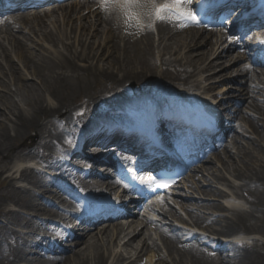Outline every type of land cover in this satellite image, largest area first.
I'll return each mask as SVG.
<instances>
[{
	"label": "bare ground",
	"instance_id": "bare-ground-1",
	"mask_svg": "<svg viewBox=\"0 0 264 264\" xmlns=\"http://www.w3.org/2000/svg\"><path fill=\"white\" fill-rule=\"evenodd\" d=\"M98 7V6H97ZM99 8V7H98ZM87 10L86 12H90L95 17H98L97 20L94 22L95 29L99 30V34L104 36L103 49L105 52H114L115 50L119 51L120 48L114 41H120V37L117 35L115 31H112L110 26L111 23H114V19L107 16V14L100 8V9H93V6H86L84 3H80L79 5L72 6L70 8H64L63 13L65 19L63 22L69 21L68 24L72 20V17L76 14L82 13V11ZM97 10V11H96ZM36 13V12H35ZM144 20V16H143ZM146 22H149V17L145 16ZM33 21H12L9 23L10 32H5L7 35V39L9 41V45L12 49H6V45L4 46V39L0 37L2 40L0 41V71L5 68L4 64L2 63V55L10 61L9 67L11 71L17 74V81H22L21 73L18 72L17 68L14 66V58L12 57V53L21 59L23 62V66L27 74L35 76L37 79L41 80V84L36 86L35 84H27L26 88L17 86L19 92L11 93V94H4L0 92V118L7 119V123L4 120L0 119V181L2 183H8V185L12 184V181L16 180L17 177L14 176L15 173H19V180H28L35 185L38 184L39 176H37L34 171L28 175L27 171L21 170L18 168L13 175L8 174L5 178L1 176L10 167V164L13 163V159L18 157L19 154V146L17 145L19 141L23 138L29 136L31 131L37 132L36 136L38 138H43L45 133H48L47 138H51V145L50 144H41L39 143L36 147V150L32 151L29 150V153L26 154V158L38 157L40 152H44V150L49 151L51 148L57 147L59 144L62 131L58 128L56 131L53 132L49 129V127H54V125L59 126L55 122V120L48 121L46 123L42 122L44 116H55L57 117L59 113L58 111L65 110L67 107H74L75 98L73 95L78 91V89H89L91 92V88L97 90H103L101 94L98 93L94 94L95 98L91 103V107L94 105H98L97 109H94L93 112L96 110L97 112L104 108L111 100V103L114 102V97H119L120 99L126 97L129 99L130 92L126 93L124 88L126 86L133 89L136 93L134 95H139L141 91L144 95L145 91L143 86H147L150 83L151 89L150 91L156 92L155 86L153 82L158 80V87L160 86H169L170 84H175L177 81H182L185 84L189 83L191 80L186 78L188 73L190 72V67L193 69H202L201 73L204 71H208L213 65H215L218 61L217 58L223 57L226 53L221 51V53L216 54V59L212 60L209 59L215 52V48H213V40L208 39H201V36L198 35L199 33L196 31H187L185 32L186 35L183 33L175 34L173 31L172 26L170 25H161L160 29V38L159 41L154 44L150 40V35L146 33L145 35L141 34L142 38L138 37V32L140 30L139 27L135 26L134 23L131 25L125 26L127 40L132 38V33L136 34L133 37V42L128 43L126 42L123 47L120 48V53L114 54L113 59L115 58V62H108L104 67L102 65L96 66L93 65H80L77 63L78 60L84 61L85 59H90L91 61L95 60V53L93 50V44L85 42L82 36L75 40V46L71 44H67L63 38L66 37L67 34L61 35L63 33L62 29H59L58 32L60 36H55L50 28H46L44 25V20L38 19L35 21L37 24L41 25L40 28L33 29L30 27V23ZM29 24L30 26L25 31L26 34H21L19 32H24L23 24ZM34 23V24H35ZM104 24V26L102 25ZM65 24V23H64ZM92 24V23H91ZM98 25V26H96ZM89 26L83 25L81 28V33L84 34V38L87 35L86 28ZM69 28L72 26L68 25ZM31 28V29H30ZM121 31V30H120ZM53 34V35H52ZM6 36V35H5ZM4 36V37H5ZM61 36H63L61 38ZM35 37V38H33ZM67 38V37H66ZM117 38V39H116ZM44 42L49 47H44V49L49 52L47 54H43L42 51H35L36 47L40 48L43 47L40 41ZM34 40H37L36 42ZM7 41V42H8ZM32 42L34 44H32ZM202 42V43H201ZM35 45L36 47H34ZM117 45V47H116ZM56 47V48H54ZM78 50L73 51L71 48ZM80 47V49L78 48ZM202 47H205L204 49ZM177 49H186L181 56L184 58L186 63V68L184 70L178 72L179 67L177 64H180L182 61L179 59V62L175 65V72H172L169 67L162 69L161 71L157 72V65L170 64L174 61L173 57H176V53L178 52ZM155 50H157V55L159 53V58L154 54ZM193 50V51H190ZM213 52V53H212ZM168 54L170 58L165 59L164 55ZM175 55V56H174ZM156 57L155 59L153 57ZM209 59V60H208ZM177 59H175L176 61ZM114 61V60H113ZM164 62V63H162ZM158 63V64H157ZM162 63V64H161ZM156 64V65H155ZM183 66V64H180ZM109 67V68H107ZM81 72H86L85 77L80 76ZM157 76V80H156ZM102 78V79H101ZM210 78H207V80ZM21 85V83L18 82ZM45 93L48 94V98H45ZM15 94V95H13ZM157 94V92L155 93ZM97 95V96H96ZM91 98V97H90ZM67 99L70 100L67 101ZM47 100H50L47 104H44ZM53 101L52 103H50ZM125 103V102H124ZM126 102L125 104H127ZM120 104V103H119ZM23 106L25 108H23ZM4 110H2L3 108ZM59 108V109H58ZM93 112L87 113L85 117L80 119L82 121L85 118H88ZM100 115H103L105 111H100ZM109 113V112H108ZM117 113V112H116ZM112 114V113H109ZM42 122V123H41ZM44 123V124H43ZM56 126V128H57ZM37 150L39 152H37ZM37 152V153H36ZM17 158V159H18ZM19 165V164H17ZM10 169V168H9ZM21 170V171H19ZM9 171V170H8ZM246 182L244 183V187L246 188V193L244 194L245 197L248 199L249 203L251 204L250 212H243L238 211L236 215H233L231 218H225L220 220L222 224V228L219 232L224 234H233L240 232V230H248L250 227L246 225L248 221H255L254 226L252 229L260 230L264 232V171L253 170V172L249 175L245 176ZM28 182V181H25ZM29 184L32 187L35 186L33 184ZM254 185L251 187V184ZM15 185V184H14ZM43 186V185H40ZM44 194L49 193L45 187ZM26 190L22 187H14V188H5L0 190V218H6L7 216L13 217L15 220L20 219L19 214H15V211L5 210L6 202H10L12 204H27L25 201L26 197ZM55 199L56 196H55ZM49 206L44 207L40 210H36L39 214L46 215V216H60L58 212H56L52 205H47L43 202L42 206ZM4 206V207H3ZM20 206V205H19ZM23 206V205H22ZM51 206V207H50ZM219 209L218 207H216ZM35 205L34 203H29V210L34 211ZM257 214V215H255ZM22 220H26L28 218L24 217L21 218ZM31 224L33 225L35 222L33 218L30 220ZM41 222L40 227L44 225L45 230L47 231V238L39 239L38 241H26L23 242L17 248H9V255L0 259V264H15L16 262L25 261L26 264H56L58 258L51 259L48 261L47 259L41 258L43 257V253L46 251L41 249L42 245H51L53 238L51 235H54V227L48 222ZM136 223H138L136 221ZM46 224V225H45ZM144 222L140 223L138 226L135 225L133 221L131 223V231L130 233H135V237L142 234L144 231L143 229L137 230L139 226H142ZM146 227V225H145ZM6 227H4L5 229ZM51 234V235H50ZM131 239L127 246H131L132 250H137L138 253L144 250V244L140 247L138 243L132 244L134 239ZM0 250L4 245L7 247H12L13 245H8V241L14 242L11 238L4 236L1 238L0 235ZM88 238L83 237L80 238L78 242L82 244L87 243ZM20 240H17L16 243H20ZM79 245V246H80ZM22 247V248H21ZM24 247L30 248L31 250H27ZM91 245L87 244L84 250H77L76 247L75 253L73 255L77 258L76 261L70 262L67 261L65 264H122L126 257L121 256V254L115 257L110 258L109 254L105 252V248L95 247L93 248L92 252L89 253L88 256V248ZM140 247V248H139ZM220 250H222V245L218 246ZM261 247V249H260ZM126 248V246H125ZM139 248V249H138ZM173 248L172 246L169 249ZM241 248L240 251L234 253L233 257L242 258L246 260L247 264H264V243H262L259 247L258 246H251ZM32 249L37 251V257L29 258L28 255H31ZM77 250V251H76ZM87 251V253H85ZM130 251L127 250L126 253ZM241 252H245L244 254H240ZM2 254V251H0ZM132 256V255H131ZM129 256V257H131ZM139 254H137L132 261H125V264H139ZM231 257V255L227 254V257ZM12 257V259H10ZM140 257V256H139ZM1 258V257H0ZM110 258V260L108 259ZM128 258V257H127ZM70 262V263H69ZM224 258H222V264L224 263ZM245 262V263H246ZM176 264H187L186 260L183 259V256L179 258ZM190 264H207L202 261L196 260L192 261Z\"/></svg>",
	"mask_w": 264,
	"mask_h": 264
},
{
	"label": "rangeland",
	"instance_id": "rangeland-1",
	"mask_svg": "<svg viewBox=\"0 0 264 264\" xmlns=\"http://www.w3.org/2000/svg\"><path fill=\"white\" fill-rule=\"evenodd\" d=\"M81 16V15H79ZM78 15L74 16V18L72 19V22L70 24V26H73L72 28H69L67 26H64V28L62 29L63 33H61V35H63L64 33L69 35V39H71V41H75V38L79 37L81 35V32L77 29H80L81 26L83 24L87 25V21H90V16L89 14H86V17L81 16L79 17ZM63 15L62 14H58L55 17H53V19H51L50 21H53L56 25V29L53 31V34L55 36H60L58 29L63 27ZM78 26V28H77ZM53 29V28H52ZM93 30V29H92ZM90 29V27L88 28V33H90V31H92ZM94 31V30H93ZM91 33H95V32H91ZM52 34V35H53ZM80 34V35H79ZM93 35V34H92ZM86 36V40L90 43L93 44V50H94V57L95 60L91 61L90 59H85L84 61L82 60H78L77 63L80 65H93L94 64L96 66L98 65H102V67H104V65H106L108 62H115V58L113 59V56L115 54L119 55V52H117V50H115L114 52L110 53V52H105V49L102 48V44L101 41L103 40V38L101 37V35L98 33V35H94V36ZM84 36V35H83ZM103 43V42H102ZM34 44V43H32ZM34 47H36L35 45H33ZM77 48V46H75ZM80 49V47H78ZM38 49V51H42L43 54H47L48 52L44 49V47H36V49H34L35 51ZM73 51H76L77 53L79 52L78 50L71 48ZM114 60V61H113ZM5 63H7L6 59H4ZM14 66L17 68L18 72L21 73L22 76V81H17V74L13 71H11V68L7 69L4 68L0 71V92L4 93V94H11L13 92L17 93L19 92L17 86H21V87H25L27 84H35L36 86H38L39 84H41V80L37 79L35 76L33 75H29V77H27V74L25 72V68L23 66V62L21 61V59H19L18 57H14ZM23 66V67H22ZM109 68V67H107ZM222 68V67H221ZM218 68V69H221ZM220 72V71H219ZM85 73L86 72H81L82 77H85ZM102 79V78H101ZM21 83L20 84H18ZM262 82L264 83V80H262ZM263 83L261 84V87H263ZM95 88V87H93ZM91 88V92L89 91V89H78V91L73 95V97L75 98L74 101V107H67L65 110H61L58 111L57 113H59V117H55L52 115L49 116H44L42 119V122L46 123L48 121L51 120H55V121H59L61 122V120H65V119H69L70 117H73L76 113H72L73 111L78 112L76 115V118L73 120V122L77 121L80 117L79 113L84 114V110H86L87 108L90 109V107L92 106L91 103L93 101V99L95 98V96H93L96 92L99 94H101V92H103V90H97V89H93ZM130 87H127L126 89H128ZM96 93V94H97ZM15 95V94H13ZM47 96H49L48 94L45 93V98H48ZM97 96V95H96ZM91 97V98H90ZM114 104H117L118 101L120 100L119 97H114ZM50 100H47L46 102H44V104H47ZM67 101L70 102L69 99H67ZM53 101H51L50 103H52ZM111 103V100L110 102ZM108 103V104H109ZM91 105V106H90ZM98 105H94V107L92 108H97ZM247 106H243V113L245 115H249L251 114L253 111L246 108ZM3 108V107H2ZM23 108H25L23 106ZM5 108H3L2 110H4ZM59 109V108H58ZM66 113V114H65ZM61 115V116H60ZM246 120H250L249 116L246 117ZM1 120L3 118H0ZM5 123L9 122L7 121V119H3ZM257 121H260L261 123H263V120H260L258 118H256ZM41 122V123H42ZM253 127V129L256 130L257 134H251V139L249 137L243 136V138H241L239 135V137H237L238 142L235 145V140H231L229 143L230 148L232 151H230V158L226 157L224 155L225 160L221 162V160H219L217 162V164L210 168V174H208V180L210 181V183H212V186H209L207 183L208 182H201L199 183V186H204L203 188H208L212 190H217L220 191L223 196H227L229 197V199H232V197H230V193H236L238 195L242 194L241 190L239 189V181L235 180L236 177L234 175V173H242L245 175L250 174V171L252 169L253 170H264V141L261 140V138H259L258 140L257 135H258V131L262 130L259 126V124L255 123L256 121L253 119L251 120L248 124ZM43 123V124H44ZM76 124V123H75ZM59 128V126L54 125V127H49V129L53 132H56V130ZM63 129V127H62ZM37 132H33L31 131V133L29 134V136H27L26 138H23L19 141V143L17 144L19 146V159L20 156H23V154H26L29 151L30 147H33L34 150H36L37 144L38 143H46L47 145L50 144L51 145V138H47L46 135L48 133H45L46 135H44L43 139L38 138L36 136ZM241 142L243 144H245L243 147L241 146ZM239 146V147H238ZM25 149H28L27 151H24ZM45 154V153H44ZM229 154V152L227 153ZM18 157L13 159V163L10 164V169L8 168L7 170L5 169V172L3 173V175L1 176L2 178H5L6 176H8V174L13 175V173L18 169V163L22 160L19 161V159H17ZM22 159V158H21ZM24 160V159H23ZM226 164V165H225ZM229 168V169H228ZM9 170V171H8ZM30 172V170H28ZM211 172L212 173L211 175ZM30 174V173H28ZM216 175H219L218 177L224 180H219L218 182L214 180V177ZM15 177H17L16 180L12 181V184L8 185V183H2V181H0V190L5 189V188H14V187H23V183L20 182L19 180V173H15L14 174ZM213 179V180H212ZM30 180V179H28ZM233 180V181H232ZM235 180V181H234ZM15 184V185H14ZM202 188V189H203ZM228 193V194H227ZM196 197V199H195ZM221 196H208V195H204V194H199V195H194L191 194L188 197L187 202L189 204L194 205L195 208H198V210H200L198 213L204 214L205 216H207V222L210 224L208 229L210 230V232H215V230H220L221 227L223 226V224L221 225L220 221L217 220L215 223H212V220L214 221V219L223 217H232L234 213H236L237 211H243V212H250L251 210V205L250 203H246L245 200H243L241 202V204L237 205V207H235L234 205H232L231 203H227L226 201H223L224 198H220ZM26 198V197H25ZM201 201L200 206L198 207V203ZM201 204H204L203 206ZM217 205H220V209H215L214 206L217 207ZM5 206V210H10L13 206L12 203L10 202H6ZM3 206V207H4ZM228 207V208H227ZM192 208V207H191ZM25 210V209H24ZM23 211V210H22ZM27 213V212H26ZM25 214V213H24ZM257 215V214H255ZM199 217V215L197 216V218ZM196 220V218H194L193 214L191 217H189V221L191 223H195L194 221ZM205 219H201L198 221V223H203ZM4 220L3 218H0V226L3 225ZM249 223H251L252 225L254 224V221L252 219V221H248L246 222V225H248ZM16 229V227H14ZM11 231V230H10ZM256 231V232H255ZM260 231L258 230H254V231H250L249 233H246L247 235H254V237L258 238L260 241H264V237L262 235H260L259 233H257ZM217 234H222L219 232H216ZM6 232L4 230H1L0 235L1 238H3L4 236H9L11 235V233L9 235H5ZM1 240V239H0ZM168 242H171L170 239H166ZM176 244V243H175ZM245 245H257V240H255V242L253 241H248ZM17 246H19V244H17ZM15 245V247H11V248H16L17 247ZM174 253L172 254V256L168 255L167 253H165V258L164 262L161 261L160 257H158L156 255L155 252H148L146 253V255H144L143 258V264H172V260L175 258H177L178 256H181L184 254V256H187V258H185L186 262L189 264V261L187 260H191V259H195L197 256H205V259H203V262L209 263V264H222V259L219 258V256H212L211 254H208L206 252V249L203 248V246H199V248L197 246L191 245L187 250H183L180 249L178 247V245H174ZM205 246V245H204ZM206 247V246H205ZM228 247V246H227ZM9 247H7V245H4L0 251H2V254H0V259H3V257H6L9 255ZM164 250H166V246L163 247ZM250 248V247H249ZM26 249V248H25ZM27 250H31L30 248H27ZM189 250V251H188ZM228 254H232L231 257H224V263L223 264H247L246 260H243L242 258H236V254H238L237 252L240 251V249L237 246H230L228 247ZM235 254V257H233V255ZM245 252H241L240 254H244ZM156 255V256H155ZM29 258H33V257H37V255L35 254V250L32 249V253L31 255H28ZM212 257H215L216 259H212ZM202 258V257H200ZM12 259V257L10 258ZM168 262V263H167ZM246 262V263H245ZM15 264H26L25 261L22 262H16Z\"/></svg>",
	"mask_w": 264,
	"mask_h": 264
},
{
	"label": "snow or ice",
	"instance_id": "snow-or-ice-1",
	"mask_svg": "<svg viewBox=\"0 0 264 264\" xmlns=\"http://www.w3.org/2000/svg\"><path fill=\"white\" fill-rule=\"evenodd\" d=\"M110 3H118L125 10V22L129 25L136 23L139 25L140 13L134 9L145 7L141 0H101V5L107 9ZM150 5L149 14L156 21H165L175 18L181 22V26H187V23L199 25L200 17L192 8V0H165L164 3H158L157 0H148ZM187 22V23H184ZM82 115V113H79ZM141 183L156 185L157 187H167V184L158 180L156 177H149L147 181L141 180Z\"/></svg>",
	"mask_w": 264,
	"mask_h": 264
}]
</instances>
